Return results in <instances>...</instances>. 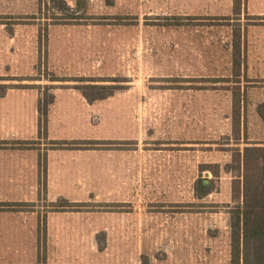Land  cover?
<instances>
[{
  "label": "rangeland",
  "instance_id": "obj_1",
  "mask_svg": "<svg viewBox=\"0 0 264 264\" xmlns=\"http://www.w3.org/2000/svg\"><path fill=\"white\" fill-rule=\"evenodd\" d=\"M65 2L0 0V132L31 125L0 147L20 152L0 181L30 189L0 203V264H231V165L264 146V0ZM91 84L115 94L89 103Z\"/></svg>",
  "mask_w": 264,
  "mask_h": 264
},
{
  "label": "trees",
  "instance_id": "obj_2",
  "mask_svg": "<svg viewBox=\"0 0 264 264\" xmlns=\"http://www.w3.org/2000/svg\"><path fill=\"white\" fill-rule=\"evenodd\" d=\"M52 3L61 4L67 7L65 0H50ZM234 8L241 7V0H233ZM75 17H70L74 19ZM239 50L236 52L238 53ZM240 66L239 61H235ZM61 81V80H53ZM115 82V81H112ZM88 89L106 94L90 96L77 87L81 94L89 103L103 101L115 94V86L109 85H88ZM237 99L235 98V106ZM54 103V95L51 94L47 103L43 104L39 100V112L41 116L48 117L49 107ZM257 113L264 122V102L258 106ZM7 143L0 141L1 146H8ZM240 171L233 183V194L239 198L240 202L233 211L231 222V264H264V146L248 145L243 150L237 149L234 161L231 165ZM198 198H205L213 191L211 181L199 180L196 186ZM66 205L54 204L58 209L75 208L76 203L62 200ZM3 206H12L11 203H2Z\"/></svg>",
  "mask_w": 264,
  "mask_h": 264
},
{
  "label": "crops",
  "instance_id": "obj_3",
  "mask_svg": "<svg viewBox=\"0 0 264 264\" xmlns=\"http://www.w3.org/2000/svg\"><path fill=\"white\" fill-rule=\"evenodd\" d=\"M234 4V3H233ZM29 117H25L24 118V123L21 122V124L19 123V126H14L12 124H10L9 122H7V129L5 132H0V141L5 140L6 138H24L23 135L26 132L28 127H31L30 125V121H29ZM22 121V119H20ZM249 144H246L245 146H248ZM258 145V144H255ZM260 146V145H258ZM17 155H20V152L16 149H9V150H0V159L1 158H5V157H11L14 158L17 157ZM52 158H50V161L52 163ZM36 161V160H35ZM15 162V161H14ZM3 161L0 160V166H2ZM16 163V162H15ZM37 163V161H36ZM22 165H19V168H21ZM13 168H15L16 170V165L14 164ZM0 171H3L2 167H0ZM1 172H0V178H1ZM13 182V183H12ZM26 187L25 183H15L14 181L11 182H3L0 181V193L5 194L6 197L3 198L6 201H0V203H16V202H20V201H11V200H17L16 198L13 199V197H9V195H13V194H20V193H24V192H29V188ZM32 189L36 190V187H31ZM34 192V191H33ZM49 193H52V190H50ZM65 198V197H62ZM67 199V198H65Z\"/></svg>",
  "mask_w": 264,
  "mask_h": 264
}]
</instances>
